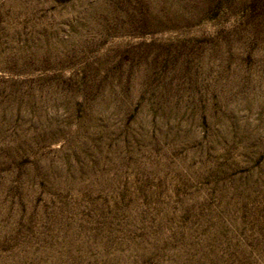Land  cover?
<instances>
[{
    "label": "rangeland",
    "instance_id": "obj_1",
    "mask_svg": "<svg viewBox=\"0 0 264 264\" xmlns=\"http://www.w3.org/2000/svg\"><path fill=\"white\" fill-rule=\"evenodd\" d=\"M0 264H264V0H0Z\"/></svg>",
    "mask_w": 264,
    "mask_h": 264
}]
</instances>
